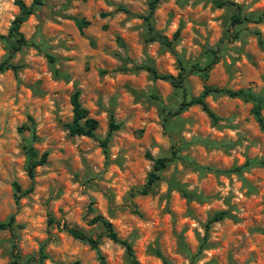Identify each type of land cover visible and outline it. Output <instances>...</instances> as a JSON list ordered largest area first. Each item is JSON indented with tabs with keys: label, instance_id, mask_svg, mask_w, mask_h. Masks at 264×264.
I'll return each mask as SVG.
<instances>
[{
	"label": "rangeland",
	"instance_id": "1",
	"mask_svg": "<svg viewBox=\"0 0 264 264\" xmlns=\"http://www.w3.org/2000/svg\"><path fill=\"white\" fill-rule=\"evenodd\" d=\"M15 1L0 0V63L12 65L0 71V222L13 215L15 226V239L0 230V264L40 252L42 264H128L124 247L88 224L94 215L132 243L141 264H264V128L252 102L211 93L205 100L216 123L195 104L164 126L162 110H175L181 92L148 70L177 76L182 66L207 64L219 45L206 76L187 75V97L205 86L264 94V20L230 27L236 8L212 0H159L150 24L142 18L149 0H42L20 27L33 45L8 58ZM232 1L244 13H264V0ZM73 17L88 23L79 29ZM76 89L97 121L96 138L68 133ZM110 113L119 128L104 151L99 139ZM25 144L48 152L33 180ZM173 145L177 156L152 190L136 193L151 170L146 152L169 156ZM14 181L31 188L18 202ZM218 211L224 218L200 249ZM63 222L98 236L97 248L69 235Z\"/></svg>",
	"mask_w": 264,
	"mask_h": 264
},
{
	"label": "trees",
	"instance_id": "2",
	"mask_svg": "<svg viewBox=\"0 0 264 264\" xmlns=\"http://www.w3.org/2000/svg\"><path fill=\"white\" fill-rule=\"evenodd\" d=\"M159 0H149L148 2V13L142 15V18L150 24L151 15L157 5ZM213 4L216 7H224V6H233L236 8V11L230 17V27H234L237 25L242 24L243 22H261L264 20V13L260 14H247L244 13L243 7L232 0H212ZM16 5L19 8V13L14 17L11 22V25L8 29L7 36L11 39V45L9 48V55L8 58L11 57L14 51L19 50L20 48L33 45L31 41H28L20 31L21 24L27 19V17L33 13L35 6L42 3V0H34L31 4L27 5L23 0H16ZM123 10L128 12L127 9L121 7ZM73 20L76 26L81 29L83 28L88 22L84 19H80L77 17H73ZM237 33H233L231 37H236ZM161 41L170 46L171 42L167 41L166 39H161ZM219 51L220 46L216 45L215 48L209 49V53L211 56V60L205 64L204 66L199 65H191L189 68H185L182 66V71L177 76L172 75H165L159 74L155 71V69L149 67L148 70L152 74L154 78L165 79L168 80L175 88L179 89L181 92V100L178 107L175 110L170 109H163L162 110V121L163 125L167 124L169 119L182 110L186 109L191 105H199L201 109L207 114V116L212 120V122L216 123L218 121V116L215 112L210 108L208 103L205 100V96L211 93H225L232 97H241L244 100L252 102V113L258 122L261 128H264V119L262 116L261 110L264 108V94H257L251 91L250 89H224L219 87L213 86H205L202 92L196 97H187L186 89H185V80L188 74L192 72H200L204 76L207 75L208 71L211 67L218 62L219 60ZM12 67L9 60L6 59L5 61L0 63V71H3L7 68ZM80 90L76 89L70 96V102L72 105V119L69 123H67L66 127L68 133L70 135H84L91 138H96L95 130L97 128V121L96 119L89 117L87 114V110L82 106L80 101ZM119 128V124L115 122L114 116L110 113V122L108 126V131L106 136L103 139H99V143L104 149L107 151V145L111 136V133ZM35 138V135H33ZM24 153L26 156V165L25 170L27 176L33 180L35 177L36 168L43 165L48 157V152L44 151L39 153L38 150L32 144H25ZM178 148L173 145L171 147L170 155L169 156H156L154 157L150 152H146V157L152 161L151 170L149 171L146 182L139 188L136 189V193L138 194H147L149 193L155 182L160 179V172L168 165L169 162L173 161L177 156ZM240 168H236L234 170H239ZM13 195L15 202H18L20 197L29 192L31 188L27 190H22L20 185L14 181L13 184ZM224 211L215 212L212 216H210L206 223L204 229V237L202 243L200 245V249H202L206 245L208 231L211 227V224L217 221H220L224 218ZM50 223H56V221L50 217ZM89 225L98 224L102 227L103 231L102 234L112 240L113 242L119 243L124 247L125 256L128 264H141L135 256L132 243L126 239L121 238L118 236L117 232L115 231L112 223L106 219L102 215H94L88 220ZM61 228L66 231L69 235L73 238L80 240L86 244H88L91 248L96 249L99 244V237H92L91 235L85 233L83 230L69 226L67 223L63 222ZM15 226H14V216L11 215L6 221L0 222V230H8L15 239ZM16 245H13L15 249ZM157 254H160L157 251ZM45 255L40 252L38 259L34 256H28L25 261L19 260V255L16 253L14 255L13 263L14 264H42ZM37 260V261H36ZM77 264V263H74Z\"/></svg>",
	"mask_w": 264,
	"mask_h": 264
}]
</instances>
